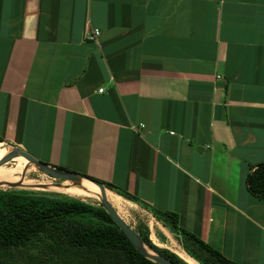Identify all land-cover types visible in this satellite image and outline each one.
I'll return each mask as SVG.
<instances>
[{
    "label": "crops",
    "instance_id": "0c3cea01",
    "mask_svg": "<svg viewBox=\"0 0 264 264\" xmlns=\"http://www.w3.org/2000/svg\"><path fill=\"white\" fill-rule=\"evenodd\" d=\"M0 136L264 264V0H0Z\"/></svg>",
    "mask_w": 264,
    "mask_h": 264
},
{
    "label": "trees",
    "instance_id": "16d2710c",
    "mask_svg": "<svg viewBox=\"0 0 264 264\" xmlns=\"http://www.w3.org/2000/svg\"><path fill=\"white\" fill-rule=\"evenodd\" d=\"M2 141L0 136V143ZM83 175L115 190L111 183ZM246 183L253 196L264 199V162L247 174ZM149 210L157 220L180 233L184 249L200 264H240L182 228L177 213L152 207ZM142 239L161 255L187 264L168 249L155 246L147 233H143ZM0 264L158 263L135 249L102 204L93 206L78 199L25 195L0 189Z\"/></svg>",
    "mask_w": 264,
    "mask_h": 264
},
{
    "label": "rangeland",
    "instance_id": "374dc122",
    "mask_svg": "<svg viewBox=\"0 0 264 264\" xmlns=\"http://www.w3.org/2000/svg\"><path fill=\"white\" fill-rule=\"evenodd\" d=\"M11 145L15 146L11 143H0V147L6 150L5 152L3 151L4 153H0V157L2 155L4 157L12 151L13 147ZM26 152L33 155L29 151ZM33 156L36 157L35 155ZM39 160L50 164L46 159L40 158ZM0 167L3 169L2 172H0V181L20 182L21 184L12 187L6 184H0V189L2 190L15 191L25 195H41L50 198L78 199L93 206L101 205L99 197H96L98 191H96L90 183H86L83 180L84 186L78 187L69 181L53 179L40 172L35 164L28 163L22 156H20L18 160L11 159L2 163ZM106 190L110 191L107 187ZM107 197L118 214L139 237L142 238L143 233H147L149 239L155 246L168 249L178 255L179 258L187 264H200L196 258L188 255L184 249L180 233L172 231L168 226L157 220L147 208L140 205V203H137L138 206L130 207L125 202H122L120 198L119 203H114L109 196ZM147 250L148 249L144 247V251L147 252Z\"/></svg>",
    "mask_w": 264,
    "mask_h": 264
},
{
    "label": "water",
    "instance_id": "95a60500",
    "mask_svg": "<svg viewBox=\"0 0 264 264\" xmlns=\"http://www.w3.org/2000/svg\"><path fill=\"white\" fill-rule=\"evenodd\" d=\"M12 151H10L7 155H5L2 159H0V164L5 163L12 158L20 155L24 157L28 163H33L38 167V170L45 175L53 178V179H60L62 181H69L73 185L82 187V179H86L88 181H91L94 183L100 192L99 201L105 208L106 212L109 214L113 222L117 225V227L125 234V236L129 239L131 244L140 251L142 254H144L147 258L151 259L154 262H157L158 264H179L177 262H174L170 260L169 258L161 255L156 250L152 249L150 246H148L144 240L138 236V234L124 221V219L118 214L117 210L112 206L110 203L107 195H106V187L104 184L100 181H96L94 179H90L86 176H84L81 173L67 171L65 169L52 166L50 164H47L38 158L34 157L30 153L26 152L24 149H22L19 146H13L11 145ZM26 169V167H25ZM0 184H6L9 187L21 185L20 182H8V181H0ZM111 190V189H110ZM144 247L151 251V253H147L144 251Z\"/></svg>",
    "mask_w": 264,
    "mask_h": 264
},
{
    "label": "bare ground",
    "instance_id": "6f19581e",
    "mask_svg": "<svg viewBox=\"0 0 264 264\" xmlns=\"http://www.w3.org/2000/svg\"><path fill=\"white\" fill-rule=\"evenodd\" d=\"M6 151L4 148H1L0 147V153H4V152ZM3 157V155L0 157V158H2ZM24 158V157H23ZM18 159H20V155H18V156H16V157H14V158H12V160H18ZM2 168L0 167V172H2ZM83 180L85 181L86 179H82V182H81V184H82V186H84V184H83ZM86 183H90L93 187H94V189L96 190V191H98V195L97 196H100V192H99V189H98V187L94 184V183H92L91 181H88V180H86L85 181ZM106 195L107 196H109L110 197V199L111 200H113L115 203H116V201H118V198H116V196L115 195H113V194H111L110 192H108V191H106ZM96 196V197H97ZM119 203V202H118ZM147 253H150V251L149 250H147Z\"/></svg>",
    "mask_w": 264,
    "mask_h": 264
},
{
    "label": "built area",
    "instance_id": "2783aa9c",
    "mask_svg": "<svg viewBox=\"0 0 264 264\" xmlns=\"http://www.w3.org/2000/svg\"><path fill=\"white\" fill-rule=\"evenodd\" d=\"M98 33H99V30H98L97 28H94V29H92V30L90 31V33L88 34L87 38H88L89 40H93V39H95V37L98 35Z\"/></svg>",
    "mask_w": 264,
    "mask_h": 264
}]
</instances>
